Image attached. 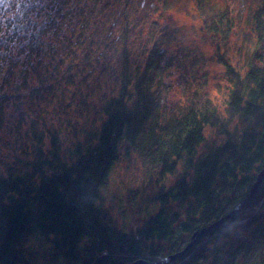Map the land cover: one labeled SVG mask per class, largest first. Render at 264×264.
I'll use <instances>...</instances> for the list:
<instances>
[{
    "label": "trees",
    "instance_id": "trees-1",
    "mask_svg": "<svg viewBox=\"0 0 264 264\" xmlns=\"http://www.w3.org/2000/svg\"><path fill=\"white\" fill-rule=\"evenodd\" d=\"M37 1L27 0L21 9L30 13ZM52 1L59 12L60 0ZM18 2L9 0L4 12L19 11ZM204 6L196 5L201 14ZM209 11L204 25L218 38L231 22ZM252 19L253 63L244 77L230 69L225 117L196 99L164 114L148 90L150 61L137 75L123 54L114 77L118 90L101 97L99 118L82 129L71 125L80 115L62 126L39 113L25 122L15 119L11 127L23 128L13 136L20 153L0 165V264L151 263L180 253L195 233L191 248L172 264H264V176L242 208L201 232L229 215L264 170V0ZM35 72L42 88L55 69L46 75L36 66ZM8 75L9 69L1 80ZM129 149L152 167L157 192L151 199L159 207L123 229L103 204L99 186ZM176 173L167 185V176Z\"/></svg>",
    "mask_w": 264,
    "mask_h": 264
},
{
    "label": "rangeland",
    "instance_id": "rangeland-1",
    "mask_svg": "<svg viewBox=\"0 0 264 264\" xmlns=\"http://www.w3.org/2000/svg\"><path fill=\"white\" fill-rule=\"evenodd\" d=\"M8 1L0 0L3 166L20 153L13 136H20L23 128L11 127L15 119L25 122L39 113L41 118L54 120L55 126L59 120L62 126L68 117L80 115L71 125L82 129L87 121L99 118L101 97L118 90L114 77L122 67L123 54L137 75L150 61L148 90L170 116L185 101L196 99L225 117L230 69L244 77L253 63L252 18L260 0H60L59 12L54 11L58 4L52 0H38L27 14L21 9L27 0H19V11L14 8L5 13ZM196 5H205L203 14ZM209 9L216 15L224 13L231 22L218 38L204 25ZM20 63L23 71L14 75ZM36 66L46 75L55 69L54 77L42 88L34 77ZM8 69L10 78L1 80ZM70 77L72 84H67ZM63 104L68 105L59 116ZM66 136H70L68 131ZM151 173L152 167L139 155L124 150L99 186L103 204L118 227L128 229L158 210L159 202L151 199L157 192ZM176 176H167L166 184H172ZM160 264L168 263L161 259Z\"/></svg>",
    "mask_w": 264,
    "mask_h": 264
},
{
    "label": "water",
    "instance_id": "water-1",
    "mask_svg": "<svg viewBox=\"0 0 264 264\" xmlns=\"http://www.w3.org/2000/svg\"><path fill=\"white\" fill-rule=\"evenodd\" d=\"M263 176H264V170H262L261 172H260V174L257 176V178H256V181L252 184V186H251V188H250V190H249V192H248V194L246 195V197L240 202V203H238L237 204V206L234 208V210L229 214V215H227V216H225V217H223L221 220H219L218 222H216L215 224H213V225H211V226H208V227H206V228H204L201 232H206V231H208L209 229H211V228H213V227H215V226H217V225H219V224H221L222 222H224L231 214H234L236 211H238L251 197H252V195L254 194V192L256 191V189H257V187H258V185H259V183H260V181L262 180V178H263ZM200 233H195L194 235H193V237H192V242H190L187 246H186V248L183 250V251H181L180 253H178V254H176V255H173V256H170L169 258H168V260L169 261H173V260H175V259H178L179 257H181L186 251H188L190 248H191V246L193 245V243H194V240L197 238V236L199 235ZM131 264H160V262H154V263H150V262H147V261H144V260H138V261H135V262H133V263H131Z\"/></svg>",
    "mask_w": 264,
    "mask_h": 264
},
{
    "label": "bare ground",
    "instance_id": "bare-ground-1",
    "mask_svg": "<svg viewBox=\"0 0 264 264\" xmlns=\"http://www.w3.org/2000/svg\"><path fill=\"white\" fill-rule=\"evenodd\" d=\"M193 252H194V251H193ZM184 260H186V258H185Z\"/></svg>",
    "mask_w": 264,
    "mask_h": 264
}]
</instances>
